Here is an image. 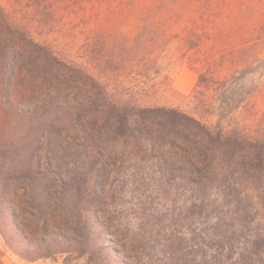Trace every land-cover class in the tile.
Masks as SVG:
<instances>
[{
  "label": "rangeland",
  "instance_id": "rangeland-1",
  "mask_svg": "<svg viewBox=\"0 0 264 264\" xmlns=\"http://www.w3.org/2000/svg\"><path fill=\"white\" fill-rule=\"evenodd\" d=\"M0 3L13 22L51 45L61 58L109 81L118 97L141 105L179 107L201 118L200 112L206 114L208 110L199 99L213 97L214 90L199 85V75L205 73L219 79L230 76L238 66L236 55L240 49H264V0H0ZM145 23L159 25L167 33L170 40L165 49H117V38L133 40ZM252 57L259 58L253 64L257 71L246 81L258 84L259 91L236 113L237 120L247 126L258 123L264 112V50ZM141 65H151L153 72L149 76L140 74ZM157 67L160 71L154 72ZM106 69L110 71L108 75L104 74ZM84 137V133L72 130L62 141L41 150V167L49 164L53 169H69L79 174L86 166L91 167L92 178L103 184L105 220L116 231L119 241L114 246L124 251L122 255L132 264H172L178 257L194 264H264V203L257 202L258 198H254L257 205H252L247 215L238 211L233 223L228 222L227 214L225 222L219 221L220 209L204 208L201 204L205 196L215 201V191H210V195L192 193L185 178L177 177L179 169H184L188 173L194 171V177L200 178L199 168L187 167L170 158L175 150L186 153L178 144L166 150V168L160 159L140 160L137 155L141 150L136 145L125 148L115 140L112 142L115 158L97 164L99 154L94 146L80 144ZM162 152L159 141L156 153ZM127 154L130 160L123 162ZM170 164L172 172L167 168ZM203 164L198 162L199 167ZM19 175L22 183L27 184V192L36 187L34 195L46 196L49 181L38 182L36 178ZM92 178H83L79 191L74 188L67 193L88 194ZM258 179L263 180L264 175ZM223 210L230 212L227 207ZM65 256L28 261L6 245L0 232L3 264H63ZM68 264H86V258L74 254Z\"/></svg>",
  "mask_w": 264,
  "mask_h": 264
},
{
  "label": "trees",
  "instance_id": "trees-1",
  "mask_svg": "<svg viewBox=\"0 0 264 264\" xmlns=\"http://www.w3.org/2000/svg\"><path fill=\"white\" fill-rule=\"evenodd\" d=\"M169 40L159 25L145 23L133 40L116 42L117 49H165ZM263 50L240 49L230 76L199 75V85L214 90L213 97L199 99L208 110L200 112L201 118L179 107L141 105L118 97L109 81L61 58L51 45L13 22L0 3V232L6 245L28 261L66 255L63 264H68L75 254L86 258V264H132L114 246L119 241L105 220L103 184L92 178L91 167L80 174L49 164L41 167L39 152L72 130L85 134L80 144L94 146L97 164L115 158V140L125 148L136 145L140 160L160 159L166 168L165 152L178 144L186 153L175 150L170 158L199 168L200 178L184 169L177 177L185 178L192 193L215 191V201L205 196L201 204L220 209L219 221L225 222L227 214L233 223L238 211L247 215L257 205L254 198L263 205L264 179L258 178L264 175V112L253 126L242 125L236 114L259 91L258 84L246 78L257 71L253 64L259 58L252 54ZM140 59L145 61L142 55ZM138 69L145 76L153 72L151 65ZM210 116L216 119L208 120ZM159 141L161 155L156 153ZM125 160H130L129 154ZM171 166L167 168L172 172ZM19 173L49 181L46 196L34 195L36 187L27 192ZM85 177L92 178L88 194L67 193L79 191ZM226 207L230 212H224ZM183 258H174L172 264H194Z\"/></svg>",
  "mask_w": 264,
  "mask_h": 264
},
{
  "label": "crops",
  "instance_id": "crops-1",
  "mask_svg": "<svg viewBox=\"0 0 264 264\" xmlns=\"http://www.w3.org/2000/svg\"><path fill=\"white\" fill-rule=\"evenodd\" d=\"M0 264H3V261L0 260Z\"/></svg>",
  "mask_w": 264,
  "mask_h": 264
}]
</instances>
